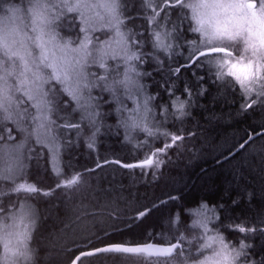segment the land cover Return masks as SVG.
<instances>
[{
  "label": "snow or ice",
  "instance_id": "snow-or-ice-1",
  "mask_svg": "<svg viewBox=\"0 0 264 264\" xmlns=\"http://www.w3.org/2000/svg\"><path fill=\"white\" fill-rule=\"evenodd\" d=\"M4 2L0 0V153L11 146L15 163L0 173V264H43L41 254L56 250L55 239L51 248L33 247L40 219L29 200L64 195L87 199L91 186L86 173L113 163L124 169L159 168L163 160L154 157L184 140L173 133L171 143L134 163L104 159L83 172L73 169L72 153L80 146L85 121L92 129L86 148L90 154L96 151L104 118L111 114L101 111L104 105H116L120 114L117 127L139 129L148 137L158 134L153 130L156 125L147 121L152 102L160 93L147 92L141 80L151 73L142 71L140 65L155 61L158 67L163 66L187 45L193 49L188 57L192 66L204 61L215 82L239 91L240 111L264 107V0H16L7 8ZM65 26L78 30L75 41L61 36L59 30ZM188 32L199 36L188 39ZM180 71L179 66L169 69V78L163 80L161 88L170 103L159 105L162 115L169 113V107L175 109L177 119L189 115L186 107L191 106L195 91L185 85L187 100L175 95L171 76L178 77ZM93 89L98 95H92ZM205 92L201 88L196 95ZM127 100L132 101L133 108ZM141 110L143 122L129 123L131 114ZM21 133L24 138L18 141ZM251 140L248 136L240 148ZM29 142L31 148L27 147ZM65 154L69 163L64 168L71 171L52 169L55 181L47 188L23 178L30 162L45 160L51 167L54 159ZM4 184L9 187L5 189ZM12 194H16L15 200ZM247 195L251 201L256 193ZM231 204L239 206V201L232 199ZM201 207L207 209V205ZM217 207L225 209L223 204ZM148 211L138 209L132 219L142 218ZM210 211V219L223 223L215 208ZM90 219L94 217L81 209L62 219L61 225L65 231H75ZM199 227L203 231L192 238L180 235L150 242L153 238L149 237L143 243L110 242L88 251L78 249L70 264L106 254L136 255L144 257L147 264H171L176 257H181L183 264H264V246L257 253L254 244L247 242L249 237L264 236V219L253 226L228 225L244 236L238 246L226 242L218 232L209 234L206 223ZM104 235L110 237L111 233Z\"/></svg>",
  "mask_w": 264,
  "mask_h": 264
},
{
  "label": "trees",
  "instance_id": "trees-1",
  "mask_svg": "<svg viewBox=\"0 0 264 264\" xmlns=\"http://www.w3.org/2000/svg\"><path fill=\"white\" fill-rule=\"evenodd\" d=\"M12 2L16 0H6L3 7L7 8ZM177 59L174 54L160 67L155 61L146 63L145 71L151 73L150 76L146 75L147 81L157 87L154 92L162 89L163 80L169 78V69H175L181 64L175 62ZM188 62V59L182 60V66ZM193 76H199L200 81H195ZM207 78L205 71L196 65L194 70L181 68L178 77L171 76L176 87L175 95L181 100H187L183 92L185 85L192 88V84H195L196 87L206 89V92L191 102L190 107H186L189 115L182 119L175 118L168 125V136L162 134L161 140L145 148L142 153L100 157L87 166L72 164L73 169L83 172L86 168H95L98 160L103 162L104 159L113 158L125 163L141 161L151 156L157 148L171 143V134L183 136L184 140L178 141L166 154L154 157L163 160L159 168L124 169L114 163L107 164L95 173L85 174L91 186L87 199L69 195L51 199L36 198L40 202L38 210L41 211L38 214L40 226L35 233L33 247L51 248V241L55 239L56 242L54 252L50 255L41 254L43 264H70L71 258H74L73 253L79 254L78 249L88 250L110 242L136 244L149 241V237L153 238L150 242L167 241L180 235L192 238L199 235L193 217L201 209L204 212L216 209L223 223L218 221V225L212 227L209 234L218 232L232 245L240 242L244 236L229 229V224L253 226L258 220L264 219V115H261L259 106L246 113L240 111L242 100L239 91L230 85L212 87L205 82ZM163 93L161 91L162 96ZM126 103L131 106L129 101ZM87 125L85 121L82 126L84 131ZM216 133L219 135L216 139L210 138ZM248 136L252 140L241 149L240 144ZM223 146L228 148L220 149ZM79 151L81 159L73 157ZM86 151L89 153L86 147L76 148L72 153L74 161L82 162ZM68 162L67 154L61 159H54L51 167L44 160L39 170L33 169L23 178L38 187L47 188L55 181L52 169L70 172L64 168ZM3 187L7 189L9 185L4 184ZM253 191L256 196L249 201L247 193ZM232 199H237L239 206H233ZM221 204L225 205L224 210L217 207ZM201 205H207V209ZM81 209H87L94 219L84 221L75 231H65L61 220ZM138 209L150 211L144 217L133 220ZM80 214L84 215V212L80 211ZM105 232L111 233V236L106 237ZM247 242L254 244L259 253L264 246V236L249 237ZM82 264H147V260L136 255L106 254L101 257H84ZM171 264H183V259L176 257Z\"/></svg>",
  "mask_w": 264,
  "mask_h": 264
},
{
  "label": "rangeland",
  "instance_id": "rangeland-1",
  "mask_svg": "<svg viewBox=\"0 0 264 264\" xmlns=\"http://www.w3.org/2000/svg\"><path fill=\"white\" fill-rule=\"evenodd\" d=\"M96 26L98 27L99 24H97ZM184 27L185 28L188 27L187 22H185ZM59 31H60L61 36L64 37V39L71 38L73 41H74V38L76 39L77 33L69 29L66 26L61 28ZM185 35L191 36V38L189 37L188 39H194L199 36L198 33H191V32H188ZM103 38H106V37H103ZM74 46L75 44H73V47ZM116 46L117 45L113 43V47H116ZM192 51H193L192 48H189L187 47V45H185V47H183L182 49H178L175 52L176 56L178 57V59L175 62H179V64L181 63L178 66L183 65L184 62L182 63V60L188 59ZM108 63L112 64L113 61L109 60ZM145 66L146 64L140 65V69L142 71H145ZM196 66L200 70L205 71L208 77L205 80V82H207L209 85H211L212 87H215L216 85H222L221 83L215 82L213 80L212 73L208 71L207 66H204V61H201L200 64H196ZM193 77L195 81H200L201 79V78H198L199 76H197V78L195 76ZM147 80H148L147 76H144L141 80V83L144 84L145 88L147 89V92L149 94L160 93L159 99L152 102V105H153L152 112L149 113L148 121H147L149 124L154 123L156 125L155 128L157 131L154 129L153 130L157 132L158 134L152 137H148L146 136L144 132L140 131L139 129H126L124 127H117L120 114L115 111L116 105L114 104L112 105L113 110H111V108H109L107 105H104L101 111L110 112L111 114L108 115L106 118H104V126L101 127L100 133L97 136L96 151L91 152V154L86 151L85 155L82 156V159H83L82 162H79V163L75 162L73 157L81 159V152L79 151L75 153L71 159L72 164L74 163V164H81V165L87 166L91 164L95 159L97 160V158H100V157L104 158L110 155H118L120 153H122V155L127 154L128 156H134L139 153H142V151L145 148L152 146L154 143L162 139V136H163L162 133H165L169 130L168 125L172 123L173 120L176 118V116L174 115L175 111L173 110V108L169 107L168 114L166 115L161 114L159 105H161L162 103L168 104L170 103V100L169 98L167 100L168 96L165 93H163L164 94L163 96L161 95V91H163L162 89L159 88L158 91L154 92V90L157 89V87H153V84L149 83ZM192 89H194L195 91L193 93L191 102H194L200 97L196 95V92H199L201 90V87L200 86L196 87L195 84H192ZM106 94L107 93H104V96L106 99H108L109 97ZM92 95L94 96L98 95V91L96 89H93ZM127 101L131 103V106L129 108H133L134 105L132 101L131 100H127ZM258 109L261 115H264V107L259 106ZM125 115L127 116L128 114L126 113ZM131 115H132V120H130L129 123H132L133 121H135L136 123L143 122L142 110L139 114L133 112ZM91 133H92V129L87 125L86 130L85 131L82 130V133L80 135V146L79 147H86L85 142L91 136ZM24 135H25L24 133H21L17 137L18 141L22 140L24 138ZM218 136H219L218 133H216L214 136L210 138L214 137V139H216ZM125 137H128V139L126 140ZM34 139L35 137H33V140ZM228 145H230L229 142H228ZM32 146H33L32 142H29L27 145V147L29 148H31ZM226 148L228 147H225V146L220 147V149H226ZM11 150H12L11 146H9V148L5 149L3 153H0V173H3L6 167L12 166L15 163L13 157L10 154ZM110 159H113V158H110ZM43 163H44V160H39L38 162L37 161L30 162L25 170V174H28V172H33V169H35L36 171L39 170L42 167ZM37 177H40L39 174H37ZM29 183L33 184L34 182H29ZM21 196H24V195L21 194ZM12 198L13 200H15L16 196H13ZM28 203L34 206V210L37 212V214L40 213L41 210H38L40 202L37 201V199L31 200V201L29 200ZM201 210L198 211L193 217V223L195 227L197 228L198 234H200L203 231V229L199 227V224L206 223L209 230H211L212 227H215V225H218V221H214L210 219L212 212H204ZM238 243H236L235 245L237 246ZM209 254H210V251H209Z\"/></svg>",
  "mask_w": 264,
  "mask_h": 264
},
{
  "label": "water",
  "instance_id": "water-1",
  "mask_svg": "<svg viewBox=\"0 0 264 264\" xmlns=\"http://www.w3.org/2000/svg\"><path fill=\"white\" fill-rule=\"evenodd\" d=\"M191 65H193V61H189L188 63L185 64V66H187V67L191 66ZM109 160L112 161V160H116V159H109ZM134 162H136V161H134ZM134 162H130V163H134ZM88 250H90V249H88ZM88 250H84V251H88Z\"/></svg>",
  "mask_w": 264,
  "mask_h": 264
},
{
  "label": "flooded vegetation",
  "instance_id": "flooded-vegetation-1",
  "mask_svg": "<svg viewBox=\"0 0 264 264\" xmlns=\"http://www.w3.org/2000/svg\"><path fill=\"white\" fill-rule=\"evenodd\" d=\"M184 65H185V64H184ZM179 67H180V68H193V70H194V68H195V66H192V65H191V66H188V67H187V66H182V65H181V66H179Z\"/></svg>",
  "mask_w": 264,
  "mask_h": 264
}]
</instances>
